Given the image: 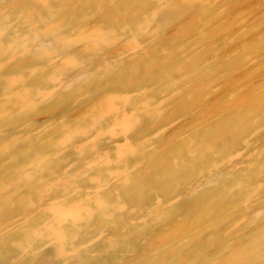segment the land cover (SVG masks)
<instances>
[{"label":"rangeland","instance_id":"rangeland-1","mask_svg":"<svg viewBox=\"0 0 264 264\" xmlns=\"http://www.w3.org/2000/svg\"><path fill=\"white\" fill-rule=\"evenodd\" d=\"M0 8V264L225 260L213 252V228L171 231L191 199L180 150L198 162L199 142L231 150L264 134V0ZM130 184L137 190L126 194ZM247 189L240 205L264 191V176ZM120 221L123 229L107 232Z\"/></svg>","mask_w":264,"mask_h":264},{"label":"bare ground","instance_id":"bare-ground-1","mask_svg":"<svg viewBox=\"0 0 264 264\" xmlns=\"http://www.w3.org/2000/svg\"><path fill=\"white\" fill-rule=\"evenodd\" d=\"M5 1L7 0H0V7ZM1 9L2 8H0V10ZM1 13L2 12L0 11V14ZM1 32L2 30L0 28V33ZM47 41V37L36 38L32 41L31 46L34 48L41 47L47 43ZM86 72H88V69L83 67L75 73L67 75L65 82L69 83L76 80ZM185 123L187 124V122ZM119 126H121V124ZM122 128L124 129V126ZM118 134L119 133H117V135ZM211 135H213V133ZM251 136L252 135L249 134L240 139L241 141H238L239 143H237L231 150H229L231 147H225L224 144L219 146L218 143L220 141H216L215 143L213 142L214 140L212 141L213 143L199 142L197 146L200 149H197V156L199 158L198 162L200 163L193 160L195 156H191L188 150H180L182 152V156L183 154L186 156L188 155V161L186 160V157L181 158L184 159V161H182L180 165H187L189 169L185 172L187 175L185 177L186 181H184L183 184L181 183V185L184 187L183 193L190 195L191 199L187 204L188 215L180 220L179 216L178 219H174L170 224V228L172 227L171 231L182 233L188 230L189 227L195 228V231L192 234H197L201 231L200 228L203 226L213 228L215 234H218L217 243L213 248V252L220 253L219 257H223V254H225V260H223L220 264H264V191L256 195L254 199L249 198L251 200H247L246 202L244 201V203L240 205V202L244 200V196L247 193V186L252 185L258 176H264V134H261V136L259 135V137H256L255 139H252ZM253 141H256V143H253ZM242 147L245 148L244 151H240ZM216 149L220 150L222 153L219 161L214 160V157L212 158V156L204 157V154L206 155L210 153L211 155L212 152L216 151ZM54 157L55 156H53V158ZM232 157L234 158L231 159ZM124 189L126 190L124 192L129 194L130 192L136 191L137 187L130 184L126 185ZM209 203L211 205L206 208L205 204ZM35 209L36 207L30 209L24 216L32 215L31 213L34 212ZM145 211H147L146 208L144 211H138L139 213L137 212L136 216ZM210 213L218 214L217 220L215 219L216 221L211 219V217H208ZM181 220L182 222H179ZM238 221L245 222L241 225V223H237ZM123 225L124 223L121 221L119 223H115L107 228V232L120 229ZM227 227H230V230H227L225 233L222 232ZM219 232L222 233L220 238ZM204 256V252L201 251L200 257L205 258Z\"/></svg>","mask_w":264,"mask_h":264}]
</instances>
